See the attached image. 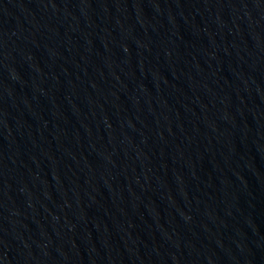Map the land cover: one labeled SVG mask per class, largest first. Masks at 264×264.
<instances>
[{
	"label": "water",
	"instance_id": "water-1",
	"mask_svg": "<svg viewBox=\"0 0 264 264\" xmlns=\"http://www.w3.org/2000/svg\"><path fill=\"white\" fill-rule=\"evenodd\" d=\"M0 264H264V0H0Z\"/></svg>",
	"mask_w": 264,
	"mask_h": 264
}]
</instances>
